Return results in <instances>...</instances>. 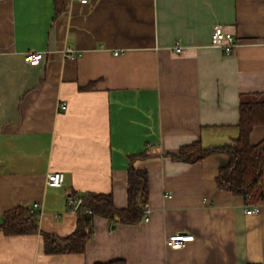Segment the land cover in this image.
Returning a JSON list of instances; mask_svg holds the SVG:
<instances>
[{
    "label": "crops",
    "instance_id": "1",
    "mask_svg": "<svg viewBox=\"0 0 264 264\" xmlns=\"http://www.w3.org/2000/svg\"><path fill=\"white\" fill-rule=\"evenodd\" d=\"M217 24L238 42L228 55L212 46ZM30 50L45 52L40 65L25 62ZM258 93L264 0H68L62 12L55 0H0V226L7 210L39 202V231L68 236L78 211L67 200L88 192L127 208L130 156L144 152L135 165L149 174L151 207L132 225L95 216L80 253L0 231V264H264V202L246 214L253 204L216 184L229 157L169 156L196 141L229 145L241 97ZM263 138L254 127L250 142ZM59 170L64 184L49 186ZM175 232L195 238L171 248Z\"/></svg>",
    "mask_w": 264,
    "mask_h": 264
},
{
    "label": "trees",
    "instance_id": "2",
    "mask_svg": "<svg viewBox=\"0 0 264 264\" xmlns=\"http://www.w3.org/2000/svg\"><path fill=\"white\" fill-rule=\"evenodd\" d=\"M58 12L68 9V0H55ZM238 123L239 135L229 145L205 147L199 141L182 146L177 152L169 154L172 159L183 162H198L216 153H225L229 161L220 167L216 178L219 188L240 195L247 203L261 204L264 196V138L258 144L250 142L254 127L264 125V93L241 97ZM148 156V152L131 155L128 168V207L118 208L113 203L111 193L88 192L83 197L78 211L75 231L68 236H58L39 231V213L17 206L4 212L0 231L7 235L32 234L43 236L44 249L49 254L84 252L87 242L93 237L95 216L106 217L124 224L143 220V205L149 198V174L146 168L136 167V159ZM90 209L88 213L87 210ZM102 264V263H98ZM104 264H127L124 260Z\"/></svg>",
    "mask_w": 264,
    "mask_h": 264
},
{
    "label": "built area",
    "instance_id": "3",
    "mask_svg": "<svg viewBox=\"0 0 264 264\" xmlns=\"http://www.w3.org/2000/svg\"><path fill=\"white\" fill-rule=\"evenodd\" d=\"M81 3L87 2V0H79ZM211 43L212 46L220 48L225 54H229L233 52L235 47L238 45L236 42V38L234 34L230 31H226L222 25L217 24L213 27V33L211 36ZM176 52H182L183 47L182 45L176 43L175 46ZM66 55L70 56V54L73 53V49L71 47L67 48L65 51ZM45 57L44 51H35L30 50L25 54V62L32 65L37 66L41 64V60ZM61 108L66 109L67 105L65 103H61ZM47 177V184L51 187H58L62 186L65 181V174L63 171H55V172H49L46 175ZM263 202H264V196H263ZM68 205H70L73 210L76 211L82 206L83 203V197L81 195H74L68 198L67 200ZM261 204H253L251 206H248L246 209L247 213H257L260 210ZM42 209V206L39 202H34L32 204L31 210L37 211L39 214ZM87 212H90V209L87 210ZM150 212L151 207L149 203L146 202V204L143 205V220L149 221L150 220ZM54 218H58V215H55ZM195 238V235L193 233H185V232H175V234L169 235L166 238V245H168L171 248H180L185 246L187 242H190V240H193Z\"/></svg>",
    "mask_w": 264,
    "mask_h": 264
}]
</instances>
